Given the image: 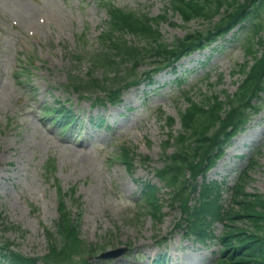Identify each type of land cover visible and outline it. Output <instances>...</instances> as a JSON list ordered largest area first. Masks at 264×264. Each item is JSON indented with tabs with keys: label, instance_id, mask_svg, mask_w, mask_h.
Wrapping results in <instances>:
<instances>
[{
	"label": "rangeland",
	"instance_id": "obj_1",
	"mask_svg": "<svg viewBox=\"0 0 264 264\" xmlns=\"http://www.w3.org/2000/svg\"><path fill=\"white\" fill-rule=\"evenodd\" d=\"M111 1L119 7L147 11L152 17L162 14L167 4V0ZM99 3L100 0H0V213L8 225L20 229L3 232L0 226V239L12 242L13 249L24 255L43 256L47 252L44 230L53 228L57 218L60 187L63 193L74 191L72 200L77 199V204L72 202V211L79 217V232L86 242L105 244L107 250L133 247L129 246L126 253L129 257L124 255L110 264H148L150 258H137L140 253L135 251L141 250L138 248L150 257L166 248L173 256V264H211L217 245L210 252L187 243L181 231L174 229L179 211L165 204L164 216L157 221L139 198V189L148 181L160 186L152 169L162 166V143L168 133L165 119H175L173 133L180 129L178 115L186 106L180 91H188L196 101L210 93L233 94L242 80L236 71L250 59L240 44L217 42L213 49L187 59L175 73L159 74L157 83L148 88L150 92L141 109L118 116L121 108H108L113 115L108 123L120 122L126 129L117 128L108 134L104 129L96 131L88 125V113L93 110V117L97 107H91L90 98H82L62 85L84 78L91 68L89 59L101 53L98 35L106 14ZM168 17L167 23L160 25V32L169 42L189 30L209 27L197 20L185 26L178 17ZM126 39L136 44L132 37ZM221 44H225L222 50ZM144 69L145 66L138 68ZM182 73L181 81H175ZM95 75L100 77L102 73L97 71ZM127 96L134 99L141 97V92ZM57 101L70 106V112L79 115L86 126L82 134H73L71 141L69 132L60 134L56 124L50 123L41 111L44 106H58ZM158 107L162 116L156 121L150 112ZM55 115L56 112L52 117ZM251 126L264 136V108ZM114 136L118 140L113 141ZM102 137L107 140L94 141ZM239 142L231 143L220 160L221 171L211 172L210 180L220 181L226 176L232 184L233 171L247 161L242 156L234 157L247 149L241 148ZM122 143L133 148L139 158H148V165L137 158L133 174L125 170L117 160ZM170 152L171 149L167 151ZM253 158L257 164L248 171L251 179L245 189L264 194V137ZM160 197L168 199L164 191ZM222 198L227 199V194ZM219 230L217 226L216 232ZM69 255L65 252L58 257L57 264H69Z\"/></svg>",
	"mask_w": 264,
	"mask_h": 264
},
{
	"label": "trees",
	"instance_id": "obj_2",
	"mask_svg": "<svg viewBox=\"0 0 264 264\" xmlns=\"http://www.w3.org/2000/svg\"><path fill=\"white\" fill-rule=\"evenodd\" d=\"M171 8L173 12L179 13L185 23L192 19L210 23L214 17L219 15L220 18L217 23L213 24L212 29L209 28L206 32L193 31V33L176 39L177 41L168 45L159 40L160 35L154 28L157 19L139 12H124L109 5L107 6L109 22L106 34L108 33V36L113 38L114 32L128 33L145 41V45L139 48L115 39V43L112 42L114 52L110 54L114 58L120 57L121 63L132 62L134 67L142 63L144 61L142 59L147 58L148 55L154 54L162 57L163 61H175L183 54L190 53L191 50L203 48L213 38L222 37L236 24L246 23L248 30H244L246 26L240 29H242L245 53L253 59L252 65H243L240 68V71L246 73L247 76L238 93L232 98L226 95L225 101H222L217 95H211L206 96L207 98L202 103H195L190 98L188 99L191 105L183 114L181 113L180 121L183 132L195 143V147L190 148L184 145L187 140L186 136L175 137L174 145L179 148V151L171 157H167V165L159 172L162 177L169 174L168 179L173 181V184L179 185L185 178L184 166L194 171V162L198 160L199 156L206 157L208 161L212 160L215 157L211 154L214 149L218 150L215 153L216 156L221 155L223 146L231 135L246 123L242 106L243 108L254 107L252 100L258 96V93L264 91V0H171ZM258 52H260L259 56ZM106 55L107 53L104 54L103 65L109 62L108 67L120 66L121 63L116 65L114 59L105 62ZM94 65L99 67L96 63ZM247 68L249 69L247 70ZM226 106L229 108L228 110H226ZM220 113H224L226 116L222 117ZM166 123L171 127L173 125L172 118H167ZM229 126L231 127L230 132L227 131ZM166 144L169 145L168 142ZM242 188V185L236 187L240 197L233 199V202L239 205V211H230L228 218L229 220L249 219L254 230H260L264 225V212L257 211L256 206L264 208V197L258 194L244 193ZM207 196L208 193L202 192L200 200L203 203L199 207H191L194 208L192 211L194 217H188V219L193 218L194 220L191 223V228L195 234L203 235L202 232L208 224L204 215L211 210L212 205H206L205 198ZM182 203L184 212H189L190 207L186 208L185 202ZM205 205L208 207V211L202 213ZM153 209L156 210L155 207ZM199 226L201 227L197 230ZM55 227V231L46 230L49 245L48 253L44 257L32 258L15 253L10 249L11 243L8 242L0 243V256L7 262L6 264H57V256L61 248H69V250L76 248L70 261L71 264H81L82 253L77 254V252H82L80 250H82L83 242L78 237L76 221L72 217L70 209L63 202H60L59 217L55 222ZM247 232L235 226L226 227L218 237L219 243L225 249L221 256L222 259H220L221 264H264V237ZM228 249H231L233 253Z\"/></svg>",
	"mask_w": 264,
	"mask_h": 264
},
{
	"label": "bare ground",
	"instance_id": "obj_3",
	"mask_svg": "<svg viewBox=\"0 0 264 264\" xmlns=\"http://www.w3.org/2000/svg\"><path fill=\"white\" fill-rule=\"evenodd\" d=\"M242 140V139H241Z\"/></svg>",
	"mask_w": 264,
	"mask_h": 264
}]
</instances>
